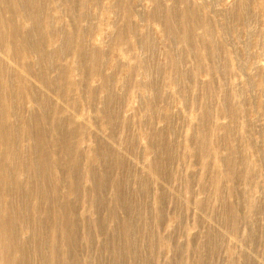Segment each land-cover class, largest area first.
<instances>
[{"label": "rangeland", "instance_id": "1", "mask_svg": "<svg viewBox=\"0 0 264 264\" xmlns=\"http://www.w3.org/2000/svg\"><path fill=\"white\" fill-rule=\"evenodd\" d=\"M0 264H264V0H0Z\"/></svg>", "mask_w": 264, "mask_h": 264}]
</instances>
